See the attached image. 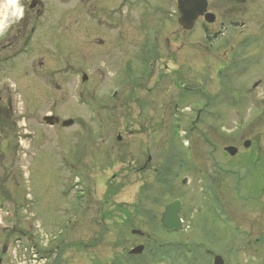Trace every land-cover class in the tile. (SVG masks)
Listing matches in <instances>:
<instances>
[{
    "label": "rangeland",
    "instance_id": "obj_1",
    "mask_svg": "<svg viewBox=\"0 0 264 264\" xmlns=\"http://www.w3.org/2000/svg\"><path fill=\"white\" fill-rule=\"evenodd\" d=\"M13 3L8 10L25 8L24 35L30 25L33 31L0 69L13 110L0 125V244L17 229L26 237L9 245L2 264H204L203 247L224 254L228 244L236 264H264L250 208L264 202V59L237 66L203 59L189 41L194 32L167 68L148 69L124 63L153 25L139 22L130 0L121 1L128 13L120 45L109 22L115 0ZM5 20L0 32L10 28ZM248 22L250 32L258 29L251 16ZM115 83L121 86L111 95ZM186 84L200 92L184 91ZM49 112L73 122L46 125L41 116ZM226 145L236 151L228 154ZM174 198L184 221L168 231L159 218ZM235 226H251L250 244L242 245L247 236ZM140 243L142 254L127 253Z\"/></svg>",
    "mask_w": 264,
    "mask_h": 264
},
{
    "label": "flooded vegetation",
    "instance_id": "obj_2",
    "mask_svg": "<svg viewBox=\"0 0 264 264\" xmlns=\"http://www.w3.org/2000/svg\"><path fill=\"white\" fill-rule=\"evenodd\" d=\"M116 6H113L110 11V17H114V20L110 25H113L117 29L119 37L117 38V45L121 42L120 20L122 16L128 13L127 8L121 10V1L115 0ZM155 0H130V11L139 15V22L153 23L152 29H145L144 33L139 37V44L130 51V56L125 58L129 61L144 62L148 66L155 65L157 62L163 67L167 68L168 63L176 59L180 53L185 50V38L195 35L194 40L190 42L196 43V48L203 59L215 60L218 59L220 63L229 62L237 66L239 63L244 62H256L260 59H264V0H181L179 6L176 4V0H165V5L154 4ZM142 4L139 12H136L138 7L137 3ZM125 4V3H124ZM137 5V6H136ZM141 5V6H142ZM134 6V7H133ZM190 9L195 11V15L192 19L185 17V11ZM18 15L15 13L8 20L10 28L0 32V69H4L10 58L18 54L21 49V45L25 44L27 40L26 24L27 18H24L25 8L19 9ZM169 17L162 18L161 16ZM243 15V17H241ZM156 16V17H152ZM238 16V17H236ZM252 17V21L258 26L250 32V25L248 17ZM14 19V20H13ZM164 21L168 23L167 32L164 34L163 29ZM102 29L105 28L107 19L101 17ZM170 23V25H169ZM33 27V26H32ZM150 28V26H149ZM238 29V30H234ZM31 30V27L30 29ZM234 32L237 34L235 35ZM241 33L242 39H236ZM133 34V33H132ZM131 34V36H132ZM179 38L175 43L174 39ZM173 40V41H172ZM238 40H241L238 43ZM104 41V38H100V42ZM172 41V42H171ZM105 43V42H104ZM254 45L260 47V50L253 55H248L244 49L252 48ZM203 50V53L199 50ZM186 50L182 53L184 54ZM134 59V60H132ZM242 65V64H241ZM169 69H172L169 67ZM9 83L6 77L0 78V125L3 126L6 122V118H11L13 114L12 106L9 99ZM51 113V112H49ZM59 121L53 123L56 125ZM1 129V127H0ZM15 145V144H14ZM15 147V146H14ZM16 153V149L15 152ZM0 154H3V150L0 149ZM256 199V197H254ZM264 202L256 200L250 206L253 211H256L254 216V222L260 224L261 229L255 230L261 232L258 236L252 239V243L258 242V244L264 245ZM182 217V216H181ZM257 224V223H256ZM251 226H235L236 234L241 236L249 235ZM19 236L9 238L8 244H6L5 251L1 254L0 264L4 261V256L7 254L9 245L11 243L21 244V237L25 234L19 233ZM242 240V245L245 246L249 243V237L247 236ZM244 241L246 243H244ZM229 242H233L232 239ZM228 242V243H229ZM251 242V241H250ZM233 244L227 245V250L223 252H210V258L204 261V264H213V257L216 258L217 264H236L233 253ZM263 249V247H260ZM261 249V250H262ZM208 251L207 249H205ZM209 252V251H208Z\"/></svg>",
    "mask_w": 264,
    "mask_h": 264
},
{
    "label": "water",
    "instance_id": "obj_3",
    "mask_svg": "<svg viewBox=\"0 0 264 264\" xmlns=\"http://www.w3.org/2000/svg\"><path fill=\"white\" fill-rule=\"evenodd\" d=\"M191 15H194L191 14ZM52 117L51 116H44V119L45 120H48V119H51ZM50 121V120H49ZM70 120H65L63 121V123H69ZM246 143V142H244ZM226 150L229 152V153H233L235 151V148L232 147V146H227L225 147ZM176 201L174 202H170L168 203L165 208H164V211L162 213V216H161V223L163 226L165 227H169V226H175V227H178V219H177V215H176ZM133 232H138V230H132ZM141 248V246H135L134 248H132L130 251L131 252H136V251H139Z\"/></svg>",
    "mask_w": 264,
    "mask_h": 264
},
{
    "label": "bare ground",
    "instance_id": "obj_4",
    "mask_svg": "<svg viewBox=\"0 0 264 264\" xmlns=\"http://www.w3.org/2000/svg\"><path fill=\"white\" fill-rule=\"evenodd\" d=\"M13 0H0V17L2 18V23L1 25H3L4 20L9 16V12L10 10H8L9 5H12ZM12 10V9H11ZM18 12V8L14 9V13L17 14Z\"/></svg>",
    "mask_w": 264,
    "mask_h": 264
}]
</instances>
